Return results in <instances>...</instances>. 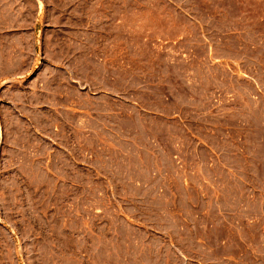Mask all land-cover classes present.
Here are the masks:
<instances>
[{"label":"rangeland","instance_id":"rangeland-1","mask_svg":"<svg viewBox=\"0 0 264 264\" xmlns=\"http://www.w3.org/2000/svg\"><path fill=\"white\" fill-rule=\"evenodd\" d=\"M1 71L0 264H264V0H0Z\"/></svg>","mask_w":264,"mask_h":264},{"label":"crops","instance_id":"crops-1","mask_svg":"<svg viewBox=\"0 0 264 264\" xmlns=\"http://www.w3.org/2000/svg\"><path fill=\"white\" fill-rule=\"evenodd\" d=\"M79 57L81 58L82 55L80 54ZM19 75L15 74L12 71H1L0 72V82L9 81L12 78L18 77ZM145 263V262H144Z\"/></svg>","mask_w":264,"mask_h":264}]
</instances>
